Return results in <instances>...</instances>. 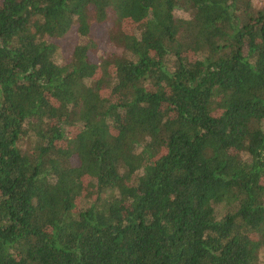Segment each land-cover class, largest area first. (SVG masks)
I'll return each instance as SVG.
<instances>
[{
    "label": "trees",
    "instance_id": "1",
    "mask_svg": "<svg viewBox=\"0 0 264 264\" xmlns=\"http://www.w3.org/2000/svg\"><path fill=\"white\" fill-rule=\"evenodd\" d=\"M0 264H264V6L0 0Z\"/></svg>",
    "mask_w": 264,
    "mask_h": 264
},
{
    "label": "rangeland",
    "instance_id": "2",
    "mask_svg": "<svg viewBox=\"0 0 264 264\" xmlns=\"http://www.w3.org/2000/svg\"><path fill=\"white\" fill-rule=\"evenodd\" d=\"M255 8L259 9L264 6V0H252ZM176 16L179 18H189L190 15L183 11H177ZM115 25V17L110 14L108 20L101 26L95 27L94 39L97 44L96 59H108L117 53L120 48L110 39V33ZM128 28H132L131 26ZM81 42L78 33V25H74L71 30L60 40V50L58 61L61 64L70 62L75 47ZM81 205L88 206V202L84 201Z\"/></svg>",
    "mask_w": 264,
    "mask_h": 264
}]
</instances>
